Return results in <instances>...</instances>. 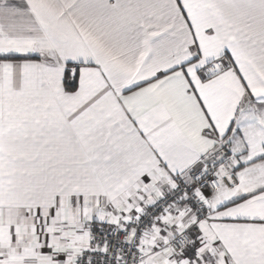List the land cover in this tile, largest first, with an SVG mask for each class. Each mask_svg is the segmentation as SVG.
Masks as SVG:
<instances>
[{"label":"snow or ice","instance_id":"snow-or-ice-1","mask_svg":"<svg viewBox=\"0 0 264 264\" xmlns=\"http://www.w3.org/2000/svg\"><path fill=\"white\" fill-rule=\"evenodd\" d=\"M0 264H264V0H0Z\"/></svg>","mask_w":264,"mask_h":264}]
</instances>
